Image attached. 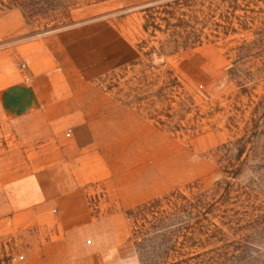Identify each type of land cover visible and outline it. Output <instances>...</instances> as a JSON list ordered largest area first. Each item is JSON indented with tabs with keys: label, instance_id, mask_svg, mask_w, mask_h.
Masks as SVG:
<instances>
[{
	"label": "rangeland",
	"instance_id": "rangeland-1",
	"mask_svg": "<svg viewBox=\"0 0 264 264\" xmlns=\"http://www.w3.org/2000/svg\"><path fill=\"white\" fill-rule=\"evenodd\" d=\"M8 12L22 39L61 36L82 81L86 196L123 239L108 264H264V0H0ZM82 241L2 229L0 264H72Z\"/></svg>",
	"mask_w": 264,
	"mask_h": 264
},
{
	"label": "crops",
	"instance_id": "crops-1",
	"mask_svg": "<svg viewBox=\"0 0 264 264\" xmlns=\"http://www.w3.org/2000/svg\"><path fill=\"white\" fill-rule=\"evenodd\" d=\"M26 34L20 13H0V230L55 229L64 244L90 236L72 264H108L123 239L100 231L105 219L86 196L93 163L82 152V81L67 76L61 36Z\"/></svg>",
	"mask_w": 264,
	"mask_h": 264
},
{
	"label": "built area",
	"instance_id": "built-area-1",
	"mask_svg": "<svg viewBox=\"0 0 264 264\" xmlns=\"http://www.w3.org/2000/svg\"><path fill=\"white\" fill-rule=\"evenodd\" d=\"M22 68L24 69L25 68V65H22ZM21 260L23 259V257L20 258Z\"/></svg>",
	"mask_w": 264,
	"mask_h": 264
}]
</instances>
